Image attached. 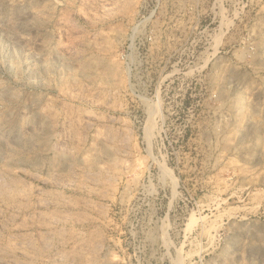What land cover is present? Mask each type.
<instances>
[{"label":"rangeland","instance_id":"374dc122","mask_svg":"<svg viewBox=\"0 0 264 264\" xmlns=\"http://www.w3.org/2000/svg\"><path fill=\"white\" fill-rule=\"evenodd\" d=\"M0 264H264V0H0Z\"/></svg>","mask_w":264,"mask_h":264}]
</instances>
